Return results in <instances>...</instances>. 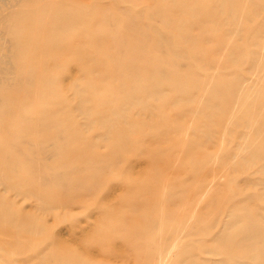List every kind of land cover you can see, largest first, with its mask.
I'll list each match as a JSON object with an SVG mask.
<instances>
[{
	"label": "rangeland",
	"instance_id": "rangeland-1",
	"mask_svg": "<svg viewBox=\"0 0 264 264\" xmlns=\"http://www.w3.org/2000/svg\"><path fill=\"white\" fill-rule=\"evenodd\" d=\"M94 1L71 0L74 6H89ZM102 1L108 3L106 9L118 15L109 28L126 29L135 17L150 25L147 31L153 38L139 53L130 54L128 62L137 66L136 71L127 68L123 75L105 79L104 61L92 65L99 78L86 80L77 78L82 69L71 63L83 50L80 32L71 33L70 38L68 31L61 30L62 21L51 17L65 12V0H0V58L17 64L16 71L0 75V93L15 83L28 87L27 95H22L26 97L24 114L13 115L17 120L11 125H26L22 116L43 119L53 111L54 117H61L60 104L64 98L72 100L69 86L75 82L84 85L86 91L94 90L91 92L96 98L112 95L119 103L136 94L151 95L154 80L149 74L161 65L151 53L155 50L149 49L154 44H164V50L157 53L164 55V75L157 78L164 84V100L160 102L156 96L149 117L133 109L134 113L129 114L139 121L137 125H119L116 131L107 133L93 129L77 141L60 143L51 140L48 132L29 138V142L0 138V160L15 163L13 167H1L4 177L11 178L17 186L37 185L43 193L70 195L73 190V194L83 197V202L70 210L36 212L45 227L37 235L21 233L23 229L18 225L0 220V264H15L14 260L22 257L28 260L25 264H188L196 258L217 264L220 256L196 252L198 246H219L216 241L211 242V233L199 241L198 217L207 212L201 220L218 219L212 232L231 231L222 197L238 192L247 195L249 190L244 175L227 177L231 170L227 155L237 151L235 140L227 133L211 140H196L195 130L200 125L188 112L198 97H204L205 104L211 102L214 93L224 92L231 81L240 83L238 95L264 101V78L253 74L235 81L226 68L234 42L248 46L259 32L264 37V0H164L159 7L146 0ZM119 7L126 10L118 11ZM210 11L208 17L206 13ZM202 18L207 19L203 22ZM53 28L55 32H51ZM13 33L27 36L21 43L31 47L19 50L20 42L13 40ZM224 36V46L217 50ZM55 43L59 46L53 49ZM92 45L90 42L88 48L92 49ZM98 52L113 54L114 46L106 36ZM260 53L264 54V48ZM250 61L251 55L246 54L242 72H247ZM111 62L108 59L107 66ZM115 62L123 66L122 60ZM0 66L5 67V63L0 62ZM138 73L141 79H137ZM29 78L33 81L28 82ZM47 78L55 79V83L49 84ZM30 96L33 97L28 99ZM35 96L37 103L33 102ZM225 96H229V91ZM5 109L0 107V113ZM230 122L227 119L222 125ZM255 126L247 128L248 140L256 138L250 130ZM44 149L57 153L47 154ZM244 153L240 148L238 154ZM39 175L50 179L41 185ZM215 189L217 206L204 211L209 197L204 193ZM0 200L16 214L35 212L34 202L1 184ZM31 253L35 254L32 262Z\"/></svg>",
	"mask_w": 264,
	"mask_h": 264
},
{
	"label": "bare ground",
	"instance_id": "bare-ground-1",
	"mask_svg": "<svg viewBox=\"0 0 264 264\" xmlns=\"http://www.w3.org/2000/svg\"><path fill=\"white\" fill-rule=\"evenodd\" d=\"M65 1V12L53 14L51 17L52 19L55 18V20L62 21L61 30L68 31V34L70 33V38L72 37L71 33L75 31L80 32L81 41L79 42L82 44L83 50L81 54L77 55L75 60H71V63H76L78 67L82 69L83 73L82 75H77L78 79L86 78V80H91L99 78L97 71L94 69L92 71V65L97 63L101 65L104 61H106V66L104 68V74L106 75L104 77L105 79L110 78V76L123 75L127 68L132 71L137 70L136 65H130L128 58L130 54L139 53L144 44L148 42L150 38H153V35L147 31V27L149 28L150 25H146L133 17L126 29L120 27L109 28L110 23L118 19V15L110 9H106L108 3L102 0H95L94 3L89 6L80 4L74 6L71 0ZM146 1H148L150 5L159 7L164 0ZM124 10L126 9L121 7L118 8V11ZM206 14L209 17L211 11ZM162 15L163 14H161V16ZM206 19L207 18H202L201 20L205 22ZM233 28L236 29L237 24H235ZM51 32H55V28H53ZM101 32L106 36L107 41L113 44V54H99L98 51L105 42V36H103ZM229 33L232 34V29L229 30ZM132 36H134L133 40H131ZM157 36L159 37V35ZM162 36H164V34H162ZM26 37H17L16 34L13 35V40L20 42L19 46H21V48H19V50H27L31 47L27 43H21L26 40ZM262 38L264 37H262L259 32V34L250 41L248 46H242L234 42L229 49L226 68L235 81L245 80L248 76L253 74L260 75L264 78V54L260 53V50L264 48ZM222 40H226V36H224L221 41ZM69 42H71V39H69L68 43ZM90 42L93 44L92 49L88 48ZM229 44L230 38L226 46ZM58 46L57 43L52 45L53 49L58 48ZM223 46V41L221 43L219 42L217 50H221ZM226 46L224 49H226ZM52 47H50V49H52ZM149 50H155L151 53L155 59L159 60V64L161 65L159 69L153 70L149 74L154 80V84L151 86L152 90L149 92L151 95L136 94L135 98H126L121 103H119L116 98L111 97L112 95L106 98H96L97 95L91 92H94V90L86 91L84 85L75 82L70 84V88L68 87L71 91L72 100L70 101V98L67 97L64 98L60 104V109L62 111L61 117H54L53 111L52 113L48 112V117L43 119H27V117L22 116L20 118L23 120L22 122H27L26 125H11L12 122L17 120V118H13V115L24 114L22 112H24L23 105L26 97L22 95L24 93L27 95L28 87H24L18 83L8 85L4 88L6 90H2L0 93V107L6 108L0 113V122L4 124L0 125V138L29 142V138H33L41 132H48L51 140L60 143V141H77V138L82 137L87 131L93 129H104L107 130L104 133H107L109 131H116L119 125H137L139 121L136 122V120L130 116L131 113H134L131 112L133 109L149 117L152 109L156 105L154 103L156 102V96L159 97L160 102L164 100V84L162 82H157V78H159L160 75H164V65L161 61L164 60V55L158 56L157 54L158 51L164 50V44H154ZM7 52L9 53L8 50ZM246 54L251 55L252 61H250L249 67L245 69L247 70L245 73V71L242 72L241 70H243L242 63ZM4 58H0V62L5 63V67L0 66V75H4V73H7L9 70L16 71L17 64L14 61ZM110 58L112 62L107 66L108 59ZM116 60H122L123 66L115 62ZM56 64L57 63H51L52 66H56ZM136 77L137 79L142 78L140 73L136 74ZM54 80L55 79L52 80V78H47L46 82L53 85L55 83ZM27 81L32 82L33 78H29ZM227 83L229 86L223 90L224 92L220 94L214 93L215 95L212 96L214 99L211 102L205 104L206 99L204 100L202 96L198 97L197 101H195V106L193 105L188 113L191 119L195 118V120H197L196 125H200L196 127L195 130L196 140L198 138H201V140H211L213 136H219L220 134L224 135L225 133L229 134L233 141L235 140L236 144L234 148L237 151L228 153L227 155L229 166H231V170L227 174V177L233 174L235 177L244 175V180H247L245 186L249 192L247 195L239 192L234 193L233 196H231V194L226 196L225 194L223 195L222 201L227 205L225 209L227 210V217L229 218L226 217L228 219L227 226L230 229L233 228L227 233H224V230L212 232L218 219H216V221L210 219L208 222L201 220L203 215L206 216L207 212L202 213L198 217L197 236L199 241L205 239V236L211 233L213 235L211 237V242L216 241L219 246L213 248L206 247L205 245L198 246L196 252H198V255H200L199 253L212 254L211 252H213L214 254L212 255L221 257L217 264H264V111L260 112V110L264 109V101L256 102V97L246 98L242 95L240 96L237 94L240 91V83H232V81ZM228 91L229 96L223 97ZM38 94L41 93L38 92ZM42 96H44V94L40 97ZM32 97L33 96H30L28 99ZM34 99L36 100L33 102L37 103V96H35ZM57 100L60 101V99ZM188 100L190 101V99ZM159 105H162V103ZM31 111L35 110L33 109ZM159 114L163 115L164 113ZM180 115L181 113L178 117H180ZM227 119L231 120L230 125L225 124L226 126H223L222 123ZM249 125H256L254 128H250V130H253L252 132L256 134V138L252 137L250 140H248V134L246 133ZM242 147L245 153L239 155L238 153ZM43 152H47V154L51 155L57 153L55 150L46 149H44ZM4 165L13 167L15 163L11 160H0V184L5 188L17 191L18 195H21L24 200L29 199L35 203L34 214L24 213L23 215H19L11 211L8 206H6V202L0 200V220H2V222L6 221L18 225L20 229H23L20 230L21 233L32 236L40 234L42 230L45 229L42 223L43 221L38 219V214L36 212L46 214L58 209L70 210L74 204L83 202V197L77 195L76 192L73 194V190L71 189L70 195L62 193L58 195L49 191L43 193L40 188L37 189V185L26 187L18 183L17 186L11 178L7 176L4 177L1 168L2 166L4 167ZM41 176L39 175L41 179L38 180V182L41 185H45L50 177L48 175ZM242 190L243 189H239L238 191ZM214 192H217L216 189L211 193L208 191L204 193L209 194L203 206L205 208L204 211L216 208L217 196L213 195ZM148 205L149 203L146 204L145 208ZM134 207L130 208L132 209ZM16 250L17 249L14 251ZM34 255V253L30 255L31 262L33 261ZM26 261L28 260L22 257L15 259L14 263L25 264ZM209 262L207 258H196L193 259V261H189L188 264H210ZM40 264L47 263L46 261H40Z\"/></svg>",
	"mask_w": 264,
	"mask_h": 264
}]
</instances>
